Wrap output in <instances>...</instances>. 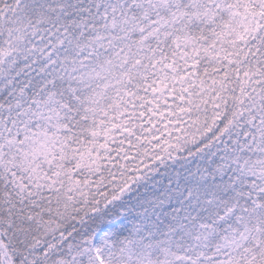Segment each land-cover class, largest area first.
<instances>
[{
	"label": "snow or ice",
	"instance_id": "obj_1",
	"mask_svg": "<svg viewBox=\"0 0 264 264\" xmlns=\"http://www.w3.org/2000/svg\"><path fill=\"white\" fill-rule=\"evenodd\" d=\"M0 264H264V0H0Z\"/></svg>",
	"mask_w": 264,
	"mask_h": 264
}]
</instances>
